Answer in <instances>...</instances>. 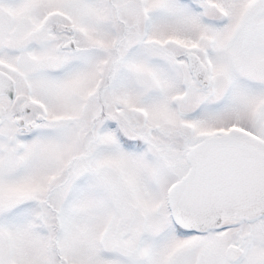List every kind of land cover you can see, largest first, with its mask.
I'll use <instances>...</instances> for the list:
<instances>
[{
	"label": "snow or ice",
	"instance_id": "6c2138e0",
	"mask_svg": "<svg viewBox=\"0 0 264 264\" xmlns=\"http://www.w3.org/2000/svg\"><path fill=\"white\" fill-rule=\"evenodd\" d=\"M0 264H264V0H0Z\"/></svg>",
	"mask_w": 264,
	"mask_h": 264
}]
</instances>
